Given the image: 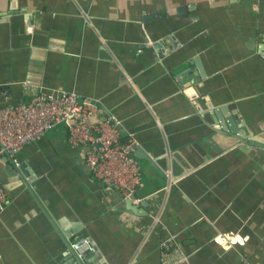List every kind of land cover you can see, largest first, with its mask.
I'll return each instance as SVG.
<instances>
[{"label": "crops", "instance_id": "1", "mask_svg": "<svg viewBox=\"0 0 264 264\" xmlns=\"http://www.w3.org/2000/svg\"><path fill=\"white\" fill-rule=\"evenodd\" d=\"M49 89L96 101L151 163L125 199L64 123L18 167L0 151V264H162L165 242L170 264H264V0H0V107Z\"/></svg>", "mask_w": 264, "mask_h": 264}, {"label": "built area", "instance_id": "2", "mask_svg": "<svg viewBox=\"0 0 264 264\" xmlns=\"http://www.w3.org/2000/svg\"><path fill=\"white\" fill-rule=\"evenodd\" d=\"M174 35L166 38V49L178 47ZM98 104L74 90H41L28 100L0 107V145L15 164H21L19 153L28 144L38 140L57 124L64 123L68 142L72 147L83 146L85 163L92 176L104 186L116 189L125 199L135 196L141 185V167L134 156L136 140L121 139V124L117 117L107 115L91 120ZM9 202V196L0 181V211ZM79 257L95 250L91 237L80 235L72 241ZM170 253L177 254L171 242L161 248L162 264H170ZM243 264H253L244 258Z\"/></svg>", "mask_w": 264, "mask_h": 264}, {"label": "water", "instance_id": "3", "mask_svg": "<svg viewBox=\"0 0 264 264\" xmlns=\"http://www.w3.org/2000/svg\"><path fill=\"white\" fill-rule=\"evenodd\" d=\"M228 113L226 112V110L224 108H220L218 110H215V116L218 120H222L223 122L221 123V127L222 129L224 130H227V129H231L233 130L235 128V118L233 115H227ZM142 151V152H141ZM134 156L137 158V160L139 161L140 158H144V159H147L150 163H151V160H150V157L146 154V153H143V150L141 149V147L139 146H135V150H134ZM5 159L6 161H8V165L6 168H11V158L5 154ZM20 169H22V167H20ZM157 172L159 174H161L162 172L158 171ZM76 253V252H75ZM82 259V258H81ZM80 261L84 264V261L81 260Z\"/></svg>", "mask_w": 264, "mask_h": 264}, {"label": "clouds", "instance_id": "4", "mask_svg": "<svg viewBox=\"0 0 264 264\" xmlns=\"http://www.w3.org/2000/svg\"><path fill=\"white\" fill-rule=\"evenodd\" d=\"M237 239H239V237H237ZM241 243H243V241H241Z\"/></svg>", "mask_w": 264, "mask_h": 264}]
</instances>
